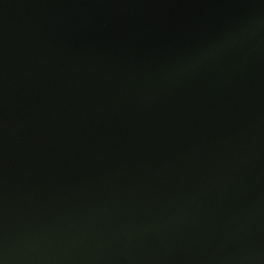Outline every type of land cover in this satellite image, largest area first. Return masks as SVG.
Masks as SVG:
<instances>
[{"label":"water","instance_id":"water-1","mask_svg":"<svg viewBox=\"0 0 264 264\" xmlns=\"http://www.w3.org/2000/svg\"><path fill=\"white\" fill-rule=\"evenodd\" d=\"M0 264H264V0H0Z\"/></svg>","mask_w":264,"mask_h":264}]
</instances>
